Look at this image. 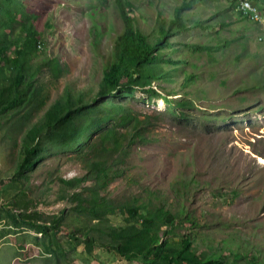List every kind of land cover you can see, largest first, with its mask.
Wrapping results in <instances>:
<instances>
[{"label":"rangeland","instance_id":"374dc122","mask_svg":"<svg viewBox=\"0 0 264 264\" xmlns=\"http://www.w3.org/2000/svg\"><path fill=\"white\" fill-rule=\"evenodd\" d=\"M123 1L153 53L104 95L114 0H0V91L15 99L0 107V264H188L186 242L200 261L264 264V22L197 0L179 33L188 0ZM28 25L36 50L11 91ZM114 230L152 251L124 257Z\"/></svg>","mask_w":264,"mask_h":264},{"label":"trees","instance_id":"16d2710c","mask_svg":"<svg viewBox=\"0 0 264 264\" xmlns=\"http://www.w3.org/2000/svg\"><path fill=\"white\" fill-rule=\"evenodd\" d=\"M117 13L119 17L121 18L123 22V32L117 35V41L116 46L114 49V56L112 57L113 60L110 63V66L108 70L105 72L104 76V85H103V94L110 93L113 90H116L117 84V78L118 76L123 72L127 71L130 68H133V71H137V66L142 65L144 62L148 61L149 56L153 53V48L149 45L146 38L141 35L140 33L136 32L132 28V19L129 17V13L126 11V8L128 6V3L123 0H114ZM197 2V0H188L187 3L182 4L180 7L175 8L174 19L170 22L171 25L174 27H178L177 32H182L186 28L183 26V23L179 17L180 13L184 10H187L191 7L192 4ZM238 14L240 15L241 19L244 18L246 20H249V17L247 15H243L241 12L238 11ZM171 27V26H170ZM21 46H17L15 49V55L11 59L12 68H14L15 74L13 75V81L10 83V89L11 86L14 88H19L20 83L22 82V73L24 71V64L20 62V59L23 58L25 54L32 48L36 50V44H37V33L36 31L30 26H26L21 31ZM6 51L4 46L0 47V54L2 57H7ZM21 56V57H19ZM123 69V70H122ZM132 81L130 80L128 82L129 86ZM118 88V87H117ZM125 88V87H122ZM13 91V90H11ZM3 92V91H2ZM0 91V107L1 108H7L12 106V104L15 103V99H8L4 97V94ZM53 115V114H52ZM71 119L68 116L63 117L62 124L65 123V127L69 126L71 124ZM136 123H139V121H136ZM61 124V125H62ZM134 128L136 126L140 127V132H138L136 135L139 136V134L145 130V127H148V121L143 120L141 121V125L133 124ZM69 128V127H68ZM34 151L27 147L26 153L31 156V154ZM27 162V160H25ZM131 217L134 216V211L130 210L128 211ZM113 235L110 237L112 239V243L110 245L114 246L118 253L123 255L126 258L135 257L138 255H146L149 254L152 251V245L150 236H147L145 233L143 234V240L140 236V238H135L131 240H124L122 233L123 231H112ZM185 250L182 252V258L186 259L188 261V264H224L218 260H209V261H200L198 259L197 255L193 252L188 250L189 244L188 242L185 243ZM174 264H180V263H174ZM248 264H258L257 261H255V258H251L250 262Z\"/></svg>","mask_w":264,"mask_h":264},{"label":"clouds","instance_id":"9594fccd","mask_svg":"<svg viewBox=\"0 0 264 264\" xmlns=\"http://www.w3.org/2000/svg\"><path fill=\"white\" fill-rule=\"evenodd\" d=\"M233 5L234 12L238 14V11L243 15L249 17V22L257 27H261L264 22V5L261 0H230ZM241 19L240 15L238 14ZM243 20H246L242 18Z\"/></svg>","mask_w":264,"mask_h":264},{"label":"bare ground","instance_id":"6f19581e","mask_svg":"<svg viewBox=\"0 0 264 264\" xmlns=\"http://www.w3.org/2000/svg\"><path fill=\"white\" fill-rule=\"evenodd\" d=\"M260 161L264 164V160L263 159H261Z\"/></svg>","mask_w":264,"mask_h":264}]
</instances>
